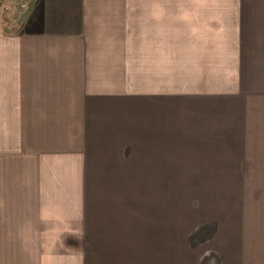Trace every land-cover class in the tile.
Returning <instances> with one entry per match:
<instances>
[{
    "label": "crops",
    "instance_id": "0c3cea01",
    "mask_svg": "<svg viewBox=\"0 0 264 264\" xmlns=\"http://www.w3.org/2000/svg\"><path fill=\"white\" fill-rule=\"evenodd\" d=\"M3 27L0 264H264V0H27Z\"/></svg>",
    "mask_w": 264,
    "mask_h": 264
},
{
    "label": "trees",
    "instance_id": "16d2710c",
    "mask_svg": "<svg viewBox=\"0 0 264 264\" xmlns=\"http://www.w3.org/2000/svg\"><path fill=\"white\" fill-rule=\"evenodd\" d=\"M16 2H18V4H16L15 6V10H13V13H11L12 11L11 10H7L4 5H2L0 3V9H3L4 12H6L4 14V27H3V30L4 31H7V29L14 23L16 22V20L18 19L20 13L22 12L23 8L20 7V3L21 1L22 4H26L27 0H14ZM20 1V2H19Z\"/></svg>",
    "mask_w": 264,
    "mask_h": 264
},
{
    "label": "rangeland",
    "instance_id": "374dc122",
    "mask_svg": "<svg viewBox=\"0 0 264 264\" xmlns=\"http://www.w3.org/2000/svg\"><path fill=\"white\" fill-rule=\"evenodd\" d=\"M19 2H20V1H19ZM22 2H23V1H21V3H20V7H21V8H24L25 5L22 4ZM0 3H1L2 5H4V7H5L7 10H11V11H12L11 13H13V10H15V6H16V4H18V2L14 1V0H0ZM5 13H6V12H4L3 9H0V14H1V15H2V14L4 15ZM248 182H249V184L254 183V184H255V187H258V189H263L262 181L255 180V181H248Z\"/></svg>",
    "mask_w": 264,
    "mask_h": 264
}]
</instances>
